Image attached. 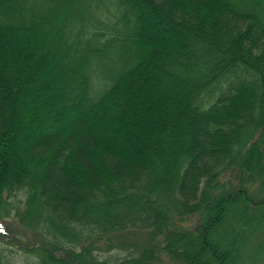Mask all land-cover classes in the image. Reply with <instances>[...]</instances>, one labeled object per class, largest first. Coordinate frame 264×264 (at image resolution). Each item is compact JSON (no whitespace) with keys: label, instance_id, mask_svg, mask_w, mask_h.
Here are the masks:
<instances>
[{"label":"trees","instance_id":"obj_1","mask_svg":"<svg viewBox=\"0 0 264 264\" xmlns=\"http://www.w3.org/2000/svg\"><path fill=\"white\" fill-rule=\"evenodd\" d=\"M0 220L36 264H264V0H0Z\"/></svg>","mask_w":264,"mask_h":264},{"label":"rangeland","instance_id":"obj_2","mask_svg":"<svg viewBox=\"0 0 264 264\" xmlns=\"http://www.w3.org/2000/svg\"><path fill=\"white\" fill-rule=\"evenodd\" d=\"M155 24H156V27L160 25L159 22H155ZM160 28H162V27H160ZM160 28L158 29V31H155V33H156L155 36L156 37L157 36L160 37L161 35H163V32H164L163 28H162V30ZM23 98L26 99L25 97L22 96V99ZM98 126L101 127L102 125L98 124L97 127ZM23 135H25V134H23ZM117 146L126 147V142L122 141L120 144L118 143ZM119 194L121 195V193H119ZM11 199L12 198H10V200ZM23 200H24V196L21 193H18L17 197H16L17 205L22 206ZM197 220H198V217H195V219L193 218L190 222H196ZM5 221L8 222V219H5ZM227 222L228 221H226V223ZM225 224H224L223 227H221L220 230L225 228ZM1 227L5 228V224H3L2 220H0V230H1ZM221 233L222 232L219 231L216 234V237H218V238L221 237ZM134 239H136V238L133 237V240ZM2 244H0V254H2V255H0L1 256L0 260L1 261L6 262L7 264H36L37 261L32 255L27 254L26 252H24L22 250H19L16 246H10V245L9 246L8 245L5 246V244L4 245H2ZM128 253H129V249H126V248H122V249L111 248L109 250H101V252H98V256H100L101 258H103V259H105V260H107L109 262H113L115 260H120V259H122L124 257H127ZM247 262H248V264H262L263 260L260 261V259H259L257 262H249V261H247ZM247 262H245V264H247Z\"/></svg>","mask_w":264,"mask_h":264}]
</instances>
